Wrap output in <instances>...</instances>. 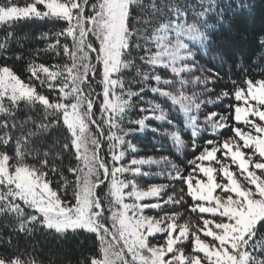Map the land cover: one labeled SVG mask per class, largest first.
<instances>
[{"label": "snow or ice", "instance_id": "6c2138e0", "mask_svg": "<svg viewBox=\"0 0 264 264\" xmlns=\"http://www.w3.org/2000/svg\"><path fill=\"white\" fill-rule=\"evenodd\" d=\"M254 7L0 0V264H264V29L214 39Z\"/></svg>", "mask_w": 264, "mask_h": 264}, {"label": "trees", "instance_id": "16d2710c", "mask_svg": "<svg viewBox=\"0 0 264 264\" xmlns=\"http://www.w3.org/2000/svg\"><path fill=\"white\" fill-rule=\"evenodd\" d=\"M250 2L254 3L255 7L244 16L237 18L233 22V28L231 32L228 30H224L221 33H218L214 38L218 46L229 45L231 48L239 49V55L245 57L246 63H250L249 58H255L259 55L260 49L257 44V36L261 34V30L264 29V0H250ZM52 25H45L40 22H29L17 25L15 31L17 36L20 37V42L24 44V51L27 52L31 48H42L44 47L42 42H38L35 39V34L41 31H46L50 29ZM237 30L243 32L247 37L244 41L233 40L232 37L236 35ZM0 35H3V30L0 29ZM13 49L17 48V45L13 43ZM211 53H209V56ZM48 60V62H52L50 57H43ZM2 62V61H0ZM11 63V61H9ZM262 66H264V62H261ZM17 67H21L17 65ZM231 65H225V67L221 70V74L229 71ZM258 71L257 69H253V72ZM149 99H154L156 102L161 103L165 109H169L170 105L168 102L164 101L162 98L153 97L151 93L148 94ZM179 122V120H178ZM164 128H167V124L163 125ZM185 139H188V136L185 135ZM141 148L147 152L148 154H157L160 144H164L165 149L163 152L159 154L169 155L170 152L173 158L176 157L177 153L171 142L166 138L157 137L153 139V134L148 132L146 134H142L141 137ZM155 170V169H154ZM155 181L150 178H143L141 183L147 185Z\"/></svg>", "mask_w": 264, "mask_h": 264}]
</instances>
